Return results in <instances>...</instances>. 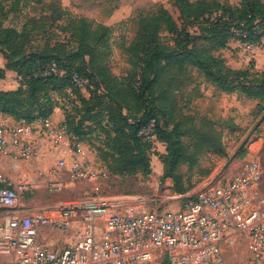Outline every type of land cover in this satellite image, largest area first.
Segmentation results:
<instances>
[{
  "label": "built area",
  "instance_id": "obj_1",
  "mask_svg": "<svg viewBox=\"0 0 264 264\" xmlns=\"http://www.w3.org/2000/svg\"><path fill=\"white\" fill-rule=\"evenodd\" d=\"M239 49L246 60L255 59L264 54V36L240 42ZM51 74L65 71L53 63L42 76ZM69 76L76 90L91 95L95 85L89 77L77 71ZM75 98L68 90L67 99ZM60 103L69 109L65 99ZM68 132L65 119L11 124L0 116V161L56 156L45 176L50 193L62 190L66 170L72 182L92 184L84 197L26 210L23 198L43 173L14 180L0 172V264H226V249L241 243L249 254L242 264H264V167L259 160L184 194L187 201L180 209L158 211L141 195L103 194V183L114 175L90 159L93 150ZM140 136L156 144L154 119ZM72 226L74 237L61 249L39 239L45 227L67 232Z\"/></svg>",
  "mask_w": 264,
  "mask_h": 264
},
{
  "label": "trees",
  "instance_id": "obj_2",
  "mask_svg": "<svg viewBox=\"0 0 264 264\" xmlns=\"http://www.w3.org/2000/svg\"><path fill=\"white\" fill-rule=\"evenodd\" d=\"M175 2L190 20L189 26L199 25L202 34L191 33L184 24L179 26L163 7L147 15L140 14L136 36L128 48L136 64L133 84L128 90L131 103L119 100L120 94L116 91L122 89L127 78L113 76L104 65L111 54L108 25L74 17L63 28L69 33L67 39L56 40L52 46L48 42L39 50L29 47L31 39L26 26L23 32L0 28V54L7 60L5 68L13 70L19 81L17 89L0 91V115L32 123L51 116L60 107L70 137L87 144L105 169L119 177L151 173L154 146L144 142L140 132L154 119L157 139L166 145V154L160 155L164 170L162 180L180 178L179 166L192 163L196 153L185 146L178 128L162 131L161 114L171 116L170 111H173L168 110L167 104L171 84L190 67L199 70L224 92L238 90L236 82L246 79L249 71L231 68L224 57L215 56L213 52L226 49L232 40L258 41L264 36V0H241L238 5L206 0ZM56 13V19L67 14L61 8H57ZM164 32L178 39L175 46L162 42ZM199 41L211 42L212 46L199 45ZM73 42L75 45L71 46ZM53 63L65 74L42 76ZM3 70L0 69V73ZM72 71L93 81L95 89L89 97L73 86L69 76ZM68 90L75 93L74 100L67 99ZM59 99H65L69 109ZM102 105L108 115L105 125L91 115ZM98 127L103 130L104 140L102 146L96 148L89 137Z\"/></svg>",
  "mask_w": 264,
  "mask_h": 264
},
{
  "label": "rangeland",
  "instance_id": "obj_3",
  "mask_svg": "<svg viewBox=\"0 0 264 264\" xmlns=\"http://www.w3.org/2000/svg\"><path fill=\"white\" fill-rule=\"evenodd\" d=\"M206 1L219 4L236 2ZM159 7L166 8L179 26L184 24L191 33L202 34L199 25L189 26L190 20L183 15L175 0H0V28H14L23 32L26 26L28 38L31 39L29 47L32 46L31 50H39L48 42L52 46L56 40L67 39L69 33H65L63 28L74 17H85L108 25L111 28V54L106 57L104 65L113 76L127 78L122 89L116 91L120 94L119 100L131 103L128 90L133 84L132 75L136 64L128 48L136 36L139 15H147ZM57 8L67 12L61 19L55 18ZM161 40L164 44L175 46L178 39L164 32ZM237 41L232 40L226 49L213 53L224 57L226 62L228 58L225 54L228 53L232 58L236 57L237 61H242L240 70L249 71L246 79L236 82L238 90L224 92L199 70L190 67L171 84V98L167 104L168 110L173 111H170L171 116H165L161 110L162 131L169 132L173 127L178 128L185 146L189 147L190 152L196 153L192 163L179 166L177 172L180 178L162 180L164 170L160 155L166 154V145L158 140L153 145L151 173L111 180L107 188L110 195H141L151 209L178 210L187 201L184 194L199 190L209 181L229 178L243 163L259 160L264 167V71H257L255 59L246 60L237 53L240 49L231 46V43ZM198 44L212 46L211 42L199 41ZM74 45L75 42L71 43V46ZM0 58L6 65L3 53ZM3 69L1 76L5 77L6 71L11 69ZM103 107L95 108L91 115L102 120V125H105L108 115ZM89 138L94 147L102 146L103 130L96 128ZM222 149L224 153L218 152ZM20 163H24V170H34L35 173L42 171L35 170L32 161ZM71 182L68 177L62 190L51 194L47 190V180L38 178L36 188L27 192L25 197L36 195L40 188H43L46 200L52 197H58L55 200L61 201L84 197L88 191L85 183ZM248 258L244 243L226 249V264H242Z\"/></svg>",
  "mask_w": 264,
  "mask_h": 264
},
{
  "label": "crops",
  "instance_id": "obj_4",
  "mask_svg": "<svg viewBox=\"0 0 264 264\" xmlns=\"http://www.w3.org/2000/svg\"><path fill=\"white\" fill-rule=\"evenodd\" d=\"M240 43L237 42H233L231 43V46L233 48H239ZM238 54L240 53L237 52ZM226 57L228 58L227 64L234 68V69H241L243 63L242 61H237L236 57L232 58V56H229L228 53L225 54ZM1 59V58H0ZM2 60V59H1ZM0 60V69L5 68V64L3 63V60L1 62ZM255 68L257 69V71H264V54L260 53L258 55L255 56ZM19 86V81L17 78V75L14 71L12 70H7L5 73V77H3L0 80V91H8V90H15L17 89ZM1 117H3L5 120H7L9 123L11 124H17L18 122L15 121L13 118L9 117V116H3L0 115ZM51 117L55 120V121H63L65 119V114L64 111L60 108L57 107L54 111V113L51 115ZM90 159H92L93 161H95L96 163H98L99 165H101L103 168H105L103 162L97 157V154L95 151H91L90 153ZM57 161V157L56 156H44L41 157L39 156L38 158H36L35 160H33L32 163L35 170L36 169H40L43 173V178L46 179L45 176L46 175V170L53 165L55 162ZM21 161H16L14 159H2L0 161V172H3L4 174L10 176L11 178H13L14 180H20L21 178H23V176L25 174H38L34 172V170H32L31 172L28 170H24V163H20ZM33 168V169H34ZM68 178V171L66 170L65 173L63 174V184L66 181V179ZM119 178V176H113L110 180L106 181L103 183L102 186V193L105 195H110L111 193L109 192V190L107 191V188H109V185L111 184V180ZM73 183V182H71ZM86 187L88 188V192L91 191V187L92 184L90 183H86L84 182ZM68 185V183H66ZM53 194V193H51ZM55 194V193H54ZM50 196V193H49ZM113 196V195H110ZM25 201H22V205L26 208V210L29 209H34V208H46V207H50L52 205H55L56 203L60 202L61 200H55L58 197H52L50 199H45V194L43 191V188L38 190V193L36 195H33L31 197H24ZM75 230L76 227L72 226L67 232H59L57 230H54L50 227H45L41 230L40 235H39V239L46 242L51 248L53 249H61L64 246H66L69 242L72 241L74 234H75Z\"/></svg>",
  "mask_w": 264,
  "mask_h": 264
}]
</instances>
